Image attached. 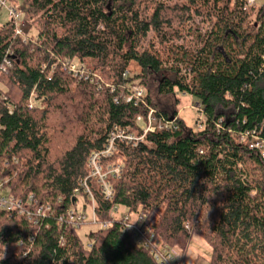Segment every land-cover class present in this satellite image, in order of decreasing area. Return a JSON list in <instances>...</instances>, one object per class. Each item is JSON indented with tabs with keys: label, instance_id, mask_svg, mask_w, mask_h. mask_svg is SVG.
<instances>
[{
	"label": "trees",
	"instance_id": "1",
	"mask_svg": "<svg viewBox=\"0 0 264 264\" xmlns=\"http://www.w3.org/2000/svg\"><path fill=\"white\" fill-rule=\"evenodd\" d=\"M21 1L38 35L23 41L11 20L0 29V181L25 213L0 209V264H158L111 217L115 207L147 213L164 247L195 235L210 247L209 264H264V159L253 146L254 138L264 143V5ZM197 18L205 32L191 25ZM74 59L115 91L77 82L63 68ZM131 62L141 73L125 77ZM135 81L147 90L145 104L126 101ZM179 94L195 99L202 130L178 117L176 129L143 143L117 140L102 162L123 159L120 175L106 176L115 191L107 199L90 156L151 109L177 117ZM90 194L98 225L110 226L85 243L68 212L80 210L81 198V211L92 208ZM46 207L48 216L38 214Z\"/></svg>",
	"mask_w": 264,
	"mask_h": 264
},
{
	"label": "built area",
	"instance_id": "2",
	"mask_svg": "<svg viewBox=\"0 0 264 264\" xmlns=\"http://www.w3.org/2000/svg\"><path fill=\"white\" fill-rule=\"evenodd\" d=\"M248 4H254L257 0H247ZM0 7L8 8L10 12L11 21L14 25V34L16 37H21L24 34L23 31V13L18 8L10 6L8 0H0ZM26 42V40L24 39ZM72 63H66L64 66L71 71L75 76L78 74L81 75V78H85V80H90L91 82H98L95 78H91L90 75H86L84 71V67L76 69ZM65 68V69H66ZM5 67H3V70ZM125 77H130L131 74L129 71H126ZM132 88V87H131ZM131 91V95L126 98L127 102L136 99V105L139 103L145 104V99L147 97V91L144 88L134 87ZM136 89V90H135ZM35 95H32L31 100L29 102V108L32 109L34 107V99ZM179 116H172L170 121H165L162 118L157 116V112L154 109H151L148 113L147 117L139 115L137 119L144 120L146 123V131L142 136H134L132 134H118L125 132H118L112 134L111 139L108 145L104 150L93 153L89 158V164L92 167L91 176L98 178L100 181H104L106 179L105 173H102V162L104 159L111 158L116 153V141L126 142L128 144L137 145L139 143L145 142L146 135L148 133H156L164 130H173L176 129V120ZM201 127V125H200ZM253 146L261 152V155L264 159V143L260 141L258 138H254ZM110 174H115L116 176L120 175L121 167H115L110 171ZM87 187V185H85ZM3 183L0 181V209L6 210L8 212L19 211L20 214H24V207L21 201L15 200L12 197H8L2 194ZM102 188L104 190L105 196L107 199H113L115 196V191L110 186V184L106 181L102 183ZM87 192L89 189L87 188ZM90 193V192H89ZM90 199L92 201V210L91 214H87L81 210H71L68 212V218L70 223L75 224L76 226H82L86 223H91L92 225L99 226V229H107L110 224L109 223H101L98 225L96 215L94 213V198L90 194ZM32 200V198H31ZM120 210L119 207H115L112 210V213H116ZM51 213V208L46 207L42 208L38 211V214H41L43 217L48 216ZM148 215L143 211H130L125 209L122 217L120 218V223L122 225V230L124 232L129 233L134 238L136 244L139 247H143L150 252V254L155 258L158 264H183L180 255L171 250L170 248L164 247L163 244L156 239L155 234L149 228L147 224ZM188 229V226H186Z\"/></svg>",
	"mask_w": 264,
	"mask_h": 264
},
{
	"label": "rangeland",
	"instance_id": "3",
	"mask_svg": "<svg viewBox=\"0 0 264 264\" xmlns=\"http://www.w3.org/2000/svg\"><path fill=\"white\" fill-rule=\"evenodd\" d=\"M170 3L171 4H180L181 0H173ZM263 5H264V0H257L254 4H250L249 6L258 10ZM10 6L18 8L23 13V22H22L23 26L22 27H23L24 34H23L21 39H23V41L25 39L26 42L36 40V37L38 35L37 31L32 26L31 22L25 18V11L26 10H25V6L23 5L22 1L21 0H11ZM10 20H11V17H10V12H9L8 8L0 7V29H2L3 25H5ZM191 25H193V27H197V25H199L200 28L204 32L206 30V27L205 26L203 27L201 25V20L198 18ZM187 38H188V40H192L191 37H187ZM147 45H148L147 41H143L141 43V47H143V48L147 47ZM70 63H72L71 65H74L76 67V69L80 70L82 68V66H81L82 64L79 62L78 59H74ZM63 68L65 69L66 67L63 66ZM66 70L69 71L67 68H66ZM127 71L130 72L132 77L141 73L140 67L135 62H131L129 64ZM74 77H76L77 82H80L81 80H83L81 78L80 74H78L77 76L74 75ZM95 79L98 81V83L100 82L101 85H103V87L110 88L111 93H113L115 91L113 85L107 83L104 80V78L102 80L100 75H96ZM134 87H136V89L138 87L144 88L142 85L139 84V81H135V82L131 83L129 85V87H127V88L128 89L131 88L133 90ZM178 97H179V101H180L179 104L177 105L178 116L180 118L184 119L186 124L189 127H191L194 131H201L202 127H203V123L205 122V117L203 116L202 112L196 107L195 99L192 96L185 95V94H183V95L179 94ZM137 117H136L135 122H136V126L138 128H136L132 131L120 130L118 132H125V133H118V132L117 133L118 134H132V135L137 136V137L142 136L147 129L146 123H144V120L137 119ZM200 125H201V127H200ZM115 135H116V133H115ZM122 164H123L122 157H119L118 159H116L115 162H112L108 168H106L102 164V171H103L102 173H105L106 176H110V173H111L110 171L113 170L115 167H118V166L121 167ZM89 169L92 173V167L90 166V164H89ZM104 181L106 182L107 179H104ZM104 181L99 180L98 183L101 184V186H102V183H104ZM2 194H3V192H2ZM84 204H86V202H84V200L81 198L80 203H79V209L80 210H83ZM85 209H86L85 212L87 214H91L92 209L89 206ZM124 212H125V209L120 208V210L118 212H116L114 214L111 213V217H113L116 220H120V218L122 217ZM97 230H99V226L97 227L96 225H92L91 223H87V224H84L81 226V229L79 230V236L81 237V239L85 243H88V235L91 232L97 231ZM170 249L171 250L173 249V251L177 252L180 255L181 260L183 259V255H184L185 260H184L183 264H209L210 254H211L210 247L205 242V240L200 238L199 236L192 235L191 240L189 241V244H186L184 247L181 245H174ZM0 255L3 257L2 254H0Z\"/></svg>",
	"mask_w": 264,
	"mask_h": 264
}]
</instances>
